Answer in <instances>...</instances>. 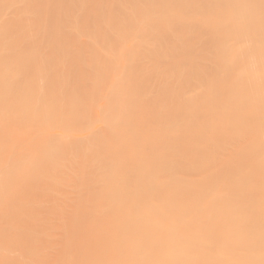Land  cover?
Masks as SVG:
<instances>
[{
    "label": "rangeland",
    "instance_id": "1",
    "mask_svg": "<svg viewBox=\"0 0 264 264\" xmlns=\"http://www.w3.org/2000/svg\"><path fill=\"white\" fill-rule=\"evenodd\" d=\"M126 1L128 0H0V91H1L0 92V98H1L0 99V148H1L0 151L3 153V154L0 153V164H1L0 165V264L1 263L6 264L4 261L8 259L7 253L11 252V249H14V250L12 251L13 254L12 253L8 254L9 255L8 261L10 262L12 258L16 257V259L13 261L15 262L17 261V264L18 262L19 264H21L20 262H22V264L23 263L25 264L26 262H29V261L31 262L33 259L36 260L35 257L37 255L38 256L40 255L39 252H41L42 256L40 257V259L42 260H44L45 258L49 256L47 255V257H45L46 254H49V253L51 255L53 254L55 250L53 246L55 245L54 241H56V239H53L54 243L50 241L52 240V236L56 235L57 233L56 238H59L60 234L64 232L67 227V221H68V224L76 221L72 219H74L73 214L75 215L77 214L74 213V210L72 209L69 210L70 207L68 206L75 205V204H70V203H73V202L76 203L79 197L77 194H80L81 190L84 191L86 189L84 188V183L86 182V179L87 181L89 180L91 181L92 179H95L98 176L99 171L93 170V169H97L98 168L97 165L99 166L104 162L103 161L100 164L94 163V162L98 163V161H100L101 159L100 156H102V154L99 152H102L106 144L110 145V146L108 145L106 146L107 148L109 147L108 149H110V151L113 150L111 149L113 147L112 146L113 144L111 143L112 137L117 138L118 135L115 137L114 135H116L115 132L118 131V130L116 131V128H119L118 124H115L114 122L118 123L120 121L119 122L120 129H121V126H123L122 124L124 123L123 122L124 120L125 121L128 120L127 124H130L131 126L134 121H136L135 123L138 124L140 128L142 127V124L148 126L147 125L148 121H146L145 117L147 118V115L149 114V112H150V115H151V112H153V108H151V111H150L151 104L156 102L155 105L157 106V109L160 108L161 105L165 103L166 97L165 99L164 98L160 99V98L166 95H169V94L172 95L169 97L167 96L169 100L166 99V101H168L169 103H172L173 107L170 106L171 104L168 105L169 103L167 102L168 104L166 103L167 105H165L166 106L165 108L167 109L163 107L164 105H162V108H164L166 112H168L167 114H165L166 117L167 115H171L169 114V113H172V111L170 110H173V113H172L173 116L171 115L170 117L168 116L169 118H165V117L164 118L171 120L172 119L171 117H173V119H175L174 121L171 120V124H168L170 125V129H171V125L173 124L172 126H174L173 127L174 129H171V130H174V131L173 132L169 131V128L166 129L165 127H167L168 125H164V126L162 125L164 124V122H166L165 119L163 120L162 118H161L162 123L161 124L159 123L160 120L158 122L160 125L155 121L156 123H154L152 127L156 125V128H158L157 125H159V129H160V126L162 125L164 130L166 129L168 133L169 132L175 133L174 136H177V134L181 133L182 130L186 131L187 130L186 128H188L190 133L189 132L186 133L185 131H183L185 135L181 133L179 136L180 138H182V140H183V137H185L186 140H188L189 142L186 141L185 138H184V141L179 139V137H178V140L176 137L175 139L173 138L174 141L177 140V143L178 141H181L178 143V145L181 148L184 147L182 149L179 148L181 149V151L178 150L177 151L178 153L180 154L181 152L184 153L185 152L184 149L187 150L185 146L189 147L185 153L187 154L189 153L190 155L189 160L191 164L188 167L180 166L182 170L179 168L181 171H183L184 168H185L184 170H186L187 168L188 171L185 172L184 176L189 175L188 176L189 178L191 175L192 177L190 178H195V180L198 178L197 181H200L199 183H201L202 178L201 180H199L200 175L202 177L205 174V172L207 175V172L210 174L211 172H214L211 170L218 169L214 167L216 165L214 164L215 163L214 161L216 159L212 157L209 158L212 161H210L207 164L208 168L206 169L205 172L202 169H201L202 171L200 170L201 172H199V168H201V166L203 168V165H200L197 163L192 165V161L194 159H197V161L195 160L196 162L201 161V163L202 162L205 163V161H207V160L202 161L201 159H199L198 161V158L200 156L199 157L197 156L199 155V151L195 150L196 146H197V149L199 146V150L200 148L202 151L204 149L208 150L207 151L208 153L210 150L209 146L212 147L213 145L217 144L219 142L218 139H220L221 143H218V145L216 146H217V149L218 147L221 148L220 150H221V154L223 158L224 156H226V158L231 159V161L233 162V159L234 158L236 159L235 157L236 155L239 157H242L239 159L237 157L238 161L233 162L235 165L234 167L237 166L235 163L239 164L243 162L241 159L246 160L245 165L248 162L249 169H253L254 166L259 167L258 165H253V167L252 166L249 167L250 164H252L251 162L252 159H254L256 163L258 164L264 163V113H263L264 111L262 110V106L264 108V104H263L264 103L263 102L264 101V0H140V1L135 0L136 2L132 1V6L130 8L126 5L129 4L130 6L131 0L128 1V4ZM252 1L258 2L261 7L259 6V8H257L258 6L256 7L252 3ZM52 2L54 5L52 4L51 6ZM124 2H126V4ZM137 2L138 4L136 6ZM49 4L51 8H49ZM134 5L136 6L135 8H134ZM234 8H236L235 11H233ZM159 11L161 14L159 13ZM234 13L236 14L234 15ZM9 16H11L12 18L11 21H9ZM5 17L7 18L6 21L3 20L5 19ZM8 36H9V39L11 37V41H8L9 40ZM16 38H17V41H16ZM161 39H163V41ZM159 41L160 42L162 41L161 44ZM11 46L14 47L13 48L14 50L12 49ZM161 46L162 47L164 46V49ZM1 47H5V48H1ZM17 49L19 50L17 51ZM31 49L33 53L30 51ZM162 49L164 50L163 52H162ZM34 51H35V54H34ZM29 52L31 55H29ZM180 55H183L185 59L183 58V56H180ZM179 57H182V58H179ZM14 58H16L17 61ZM185 60H188L189 62ZM127 61H129L130 63L131 61L132 63L133 61H135L133 63L134 68L130 67L131 70L129 68L131 72H132V69L138 70L137 69L138 66L137 67L135 66V64H138L137 62H141V63L143 62V64L139 63V66L145 65L144 63H146L147 66L145 65V68L147 72L151 71L150 69L149 70L147 69L148 64H149V68H152V66H154V68L152 69L153 71L151 72V74L148 72L149 74L147 73L146 78L148 77L149 79V76L151 77L152 73H153L152 77L155 75L158 77V73L160 72L159 70H161L159 74V76L161 75V77H158V78L156 77V79H154L155 77L154 78L151 77L150 79L152 80L151 82L149 80L150 82V84H148L149 86L145 85L149 83L147 79L143 80L146 74V71L143 69H142L143 71L140 70L141 69L140 67L139 68L140 71L134 70L133 74L130 73V71H128V66L126 65V64H129V63H126ZM155 63L158 64L157 65L158 68L156 67ZM124 64L126 65L125 66L126 68H124ZM130 65L132 66V64H129V66ZM122 66L124 69L121 68ZM161 66L162 67L166 66V68L167 67L168 68L165 69L164 67L162 68ZM155 69L158 70V73L156 74H155L156 72ZM123 71L124 73L126 72V74L130 73L133 78L130 77L129 75L128 77H130V79L132 78V81H135V83L137 80L142 79L141 83H143L144 81V85L142 84V86H139V85L137 86V84H134V82L132 83L134 85L128 84L129 87L137 86L135 90L133 87L131 89L132 91L130 92H129L130 88L124 89V87H128V86H124L121 88L120 86H122V84L121 85L117 84V82L118 80H120L119 77ZM141 71L142 72L145 71V72L138 73ZM134 74H137L136 77L139 74L141 76L142 75L144 76H142L143 78H141V76L139 75L140 79H138V77L137 78L134 77L135 76ZM164 76L168 79L166 78L162 79V77ZM128 77L126 75V78ZM124 78L125 77L122 78L120 83L124 82V80L126 79ZM160 79L164 82V84ZM127 82L123 84L126 85ZM157 82H158L157 85L154 84ZM138 84H140V82ZM151 86L154 87V91L156 90L155 91L156 93L159 92V95L158 93L157 94L154 93L153 88H151ZM163 87H165V89L167 87L168 88L164 91ZM151 89L153 92L151 91ZM158 89L160 90L162 89L161 93H163L162 95L164 96L160 95V91ZM133 90L134 92H136L135 94L136 96L137 94L138 96L140 94L141 95V97L139 96L140 98H142V96L145 97L143 98L145 99L144 103L146 104L143 103L142 105V102H141V105H140V102H137L139 99L137 100L133 99L134 102L136 101L137 106L133 104L134 102L132 103L128 102V99L130 101L131 97L132 96L134 97ZM166 91L167 92L171 91L172 94L169 92L168 94H166ZM118 96L119 98H117ZM2 97L4 98V100L2 99ZM158 100L160 102L163 100L162 101L163 103L160 104ZM171 100H173L174 103L176 101V103L178 102L179 104L175 103L176 105H174V103ZM159 104H160V107H159ZM126 105L130 109H128ZM153 105L154 104H152V107ZM155 105H154V109H155ZM177 105H179L178 110L180 111H177V108H178ZM168 106H170L171 108L170 110ZM181 109L182 110L186 109V110L181 112L182 111ZM137 110H138V114H143L142 116L139 115L140 118H136L135 116H134L135 118L133 117V115H136ZM163 111H160V113ZM157 112L159 114V110ZM122 113L124 117L126 116L125 117L126 119L122 116ZM152 114L153 116L149 117L151 118V120H153L152 119L153 117L158 118L156 113H155L156 115H154V113ZM161 115L164 116V114L161 113L160 117ZM175 115L176 116L178 115V116L174 118ZM139 116L137 115V117ZM137 119L141 120V122H139L141 123L140 125L139 123H137L138 122ZM151 120L149 119V124L151 123ZM106 121H107V124H106ZM144 121L145 123L146 122L147 123L144 124ZM108 122H110V124ZM112 122L113 124L116 125L115 126L116 128L112 126L111 124ZM169 122L167 121V123ZM136 124H134V126ZM107 125L111 126V127L109 126L111 128V129L109 128L110 130L115 128V132L113 131L114 133H111L110 131H108L109 129ZM125 126L127 127L126 123H125ZM125 126H123V128ZM131 126H130V130L131 128H134ZM148 127H150V129H146L147 127L145 128L143 126L145 131L144 129L142 130V128L140 129L139 127L138 129L144 132H148L149 130L152 131L153 129H155L154 127L151 130V126H148ZM181 127L183 129H181ZM163 128L161 129V131L162 133H165L163 134L164 136L167 134L165 132L166 130L163 131ZM124 129L126 131V128ZM178 129H179V132H178ZM122 130L118 132L120 133L124 132ZM127 130H129V127H127ZM133 130H135V128L132 129V131ZM150 131H149V135H151ZM161 131L159 133L157 129V132L159 133L158 135L161 134ZM127 132H125L124 135L120 134L121 135V136L119 135L120 138L125 139L126 138L125 135ZM140 132L139 133L137 132V133L141 136L142 133L140 134ZM154 132L156 131L154 130ZM97 134H99V139H100L99 142L98 141L92 142L90 138L92 139V136L94 137V135H97ZM136 134L134 136H138V134L137 135ZM146 134L143 133V136H142L143 138L138 137V139L141 138L140 140H144L143 142H145L146 139H149L150 137H154L153 133H152V136H149V137ZM156 134H155V138L159 139L160 136L157 137ZM88 135H92V136L89 137ZM105 135H106V139H108V143L107 141L105 142L106 139L104 141L102 139L103 138L102 136H104L105 138ZM110 135H113V136L111 137ZM144 135L146 137H144ZM171 135L172 137H174L173 134ZM186 135L187 136L189 135V137H186ZM163 136L161 135V140L159 141L163 140L162 139ZM88 137H89V141L86 140L82 144L80 143L81 141H84L85 138L88 139ZM129 137L131 138V136L128 135V138H127L128 141H130ZM134 138L136 139V137ZM134 138L133 139L131 138L132 143H135L136 141ZM109 139H110V144H109ZM213 139L217 141L215 142ZM76 140H78L77 142L80 143L82 147L84 148L83 151H82L83 148L80 149L81 146L78 143H76ZM192 140L193 141L195 140L196 142H193ZM120 141L121 143H124V141L122 140ZM74 142L76 143L77 148H74L76 146L74 145ZM86 142H89V144ZM97 142L102 145H103V142H105V145H103L104 147L99 145ZM114 142L117 143L116 141ZM146 142H149V140ZM84 143L87 145H84ZM91 143H94V145L92 144L93 149H92ZM132 143H129V144H132ZM139 143H141V141ZM182 143L185 146H183ZM194 143L196 144V146ZM69 144H71V146ZM118 144H119V141L116 144V146ZM146 144L149 145V143H146ZM121 145L118 146L119 148L116 147L117 150L120 149ZM124 145L123 147L125 148L122 147L123 151L121 148V152L126 151L124 149L130 146V145L128 146H124ZM99 146L100 148H95ZM34 147L38 151L42 150L41 152L43 153L47 152L46 154H43L45 155L44 158L42 157V159L40 158V160L39 158H37L39 157L37 156L39 154L37 153L36 155L35 152H38V151ZM87 147L90 148L89 151ZM140 147H142V145ZM144 147H145V143H144ZM215 147H212L211 149L214 151ZM52 148H57L60 151H58L57 149H54L55 151L54 150L52 151ZM94 148L96 149L97 153L94 152L95 151ZM129 148L127 149L129 151H126V152H129V153L131 151L132 153L135 152L133 151L134 147H132V150H130ZM74 149L75 150L79 149L80 151H74ZM97 149H99L100 151H98ZM134 149H136V151H139L138 147L137 148L135 147ZM147 149L148 148H146V151ZM24 150H27V152H25ZM32 150H34V152ZM44 150L45 151L47 150V151L44 152ZM90 150H93V151H90ZM141 150L145 152L144 151L145 148L143 149L141 148ZM206 150H204V152H206ZM212 150L210 152H212ZM220 150H217L219 154H220ZM51 151L53 152V154ZM105 151L103 152L104 155H105ZM114 151H112L110 154H112ZM195 151H197L198 153H196ZM31 152H33L32 155L34 154L33 155L35 156L34 158H37L38 160L33 159ZM65 152L68 155H64V156L61 155L60 157L59 154H64ZM70 152L73 155V157L70 154ZM86 152H89V154L91 155L89 154L87 155ZM214 152L212 153L214 154ZM218 152L216 153L218 154ZM231 153L234 156L233 159L231 158L232 157ZM54 154H56L57 157H55L56 155ZM76 154H79L78 155L79 157ZM83 154L84 156L85 155L88 156L89 161L93 160L96 157V155L98 156L96 157V159H99V160L94 161L95 160L94 159L93 160L94 162L92 161L94 164L93 166L94 168L92 167V165H89V162L86 161L88 160L86 156H85L86 159L82 158ZM113 154H115V152ZM201 154L202 153L200 152V155ZM26 155L29 160L26 158ZM43 155L41 154V156ZM46 155H48L49 157H46ZM52 155L55 158L51 157ZM106 155L105 157H107ZM65 156H67L68 158ZM69 156H70V159H69ZM75 156L78 159H76ZM129 156H131V159L133 158L132 154ZM50 157L52 159H50ZM64 157L67 158V160H65ZM71 157L73 158L72 160H71ZM111 157L112 156L108 157L107 160H109V158L111 159ZM202 157L204 158L205 156L201 155V158ZM45 158H47V161H45L46 160ZM56 158L58 160H56L55 162L54 159ZM131 159H129L130 163H131ZM249 159H250V163H249ZM16 160H18L19 162H17ZM32 160H35L38 163H40L41 161V163L40 164L34 163L32 162ZM28 161L29 163L32 162L33 166L29 165V163H26ZM65 161L71 162L73 168L69 162H67L69 166H66L67 164H65L66 163ZM42 162H44L43 163L44 166L41 165ZM46 162H49V164ZM232 162H230V164H232ZM133 163H135V161ZM37 164L38 166H36ZM55 164L56 165L58 164L60 166L57 165L58 166L57 167L55 166ZM86 164L88 165L85 166ZM243 164L244 163L239 164V165L241 166ZM17 165H20V166H17ZM23 165H25L26 167ZM47 165L49 167H47ZM77 165L79 166L77 167ZM245 165H244V168H245ZM28 166L31 168H29ZM75 166H76V169H75ZM134 166L135 165H133V167ZM68 167H69V170H68ZM104 167L103 168L99 167V170L101 169L100 171L102 172L108 169V168L104 169ZM49 168H51V170ZM53 168L55 171H53ZM70 168H72V170H70ZM241 168L242 167L234 168V169L238 170ZM262 168H264V165L262 166ZM27 169L29 171H32L31 180L32 179L34 180L36 178L35 179L36 182L32 180L35 183V184L33 183L34 187H32L31 180L29 179L30 177L29 175H27L30 173L29 171H27ZM47 169L49 172L47 171ZM223 169H225L223 172L227 171L226 173L229 174L227 168H223ZM254 169L256 168L254 167ZM36 170L40 171V173L38 171L36 172ZM129 170L133 172L132 171L133 169L131 170V167L129 168ZM221 170L222 169H219V172ZM230 170H233V169H230ZM235 170L233 171L235 172ZM245 170L248 171V169H245ZM257 170H255L254 173H253V170L250 171V174L248 171L249 177L251 175V177H253L254 179L248 180L249 178L246 177L247 181H250V183L251 181L255 183L254 182L255 176H253L255 174H256V179L258 178L259 174H262L260 175L262 176L260 180L264 178V169H263V173L261 170L259 172V168ZM33 171L38 175V176L35 175L37 176L35 178H34V174H32ZM52 171L54 174L52 173ZM109 171H111L110 172L111 174L114 173L112 172L113 170H109ZM239 171L236 173L237 175L244 174L243 171H241L242 173H240ZM247 171H246V174L242 176L247 175ZM58 172L62 174L60 175ZM101 172H100V175L101 174L103 175V173ZM216 172H217L216 174L218 175V171ZM223 172H220V173H223ZM24 173L26 175H24ZM105 173L106 172H104V175H103L104 177H105ZM107 173L109 174L108 171ZM40 174H42V176ZM57 174L59 176H57ZM128 174L130 175L129 172ZM236 174H230V175H232V177L234 176L235 178ZM54 175L56 176L55 178H54ZM210 175H207V176H210ZM230 175L227 176V174L224 173L222 178L224 177L226 179L230 178L231 177ZM239 175H238V178L242 177ZM57 177H59V179H57ZM62 177H63V184L61 182ZM224 179H219V180L223 182L222 180ZM230 179L232 180V178ZM240 179L241 178H239L238 181L236 179H234L235 181L234 180L232 181L234 185L237 184L236 185L237 188L232 187L233 186L232 184L231 186L227 185L230 187L229 189H232V188H233L232 190L235 189L234 191H232L234 193L235 191L238 192L240 190L239 194L237 192H236L237 195H235L236 193L234 194L235 196L232 195V192L230 190L228 191V192H231V194L230 193L229 194L232 196V198L234 197L233 200L231 197H230L231 200L230 198L228 199L229 196L227 193L225 194L222 193L224 192L222 189L223 186L219 187L220 188L219 190L221 191L222 189V192L219 193L218 191V194H221V195L223 194L225 196H228L226 197L227 199L223 196V199L226 200L225 201L226 205H227V201L229 205L231 204V201L233 203L230 206L227 205L228 207L226 205L221 207L220 205L225 204L224 201L222 200L223 202L222 201L218 202V200H215L219 204L218 206H216V209L219 207H221L220 209H222L224 207L225 210L224 208L223 210L228 211L229 209L228 212L230 213V216L232 217H233L232 215L233 213L235 214V218L237 219L239 217L240 219L241 217H243V219H245L246 217L247 218L250 217L249 219L252 218V220L249 221V225H248V222L247 223L246 221L243 222L247 224V227H246L244 225H241L242 223H240L243 221V219L241 220L238 219L240 222L237 220L236 223H240V224L236 225L235 223H232L233 222V220L231 219L232 217L230 216H228V218L225 217L227 221L228 219L231 220V222L230 221L226 222L228 225L232 223L233 226L236 225L238 227V225H240L244 227L242 230L235 226L238 229V231H236L238 232L237 236L239 234L241 235L240 238H238V240L240 239L239 240L240 243H242L245 240V239L243 240L244 236L246 237V246H244L245 244L242 246L243 243L240 244L237 238H235L234 236L233 237L235 239L233 238L231 239L230 234H229L228 236L229 243L225 246L226 247L225 249H227V253L225 251L223 253L227 255V258H228V255H229L228 252L230 253L231 251L230 249L232 248V245L234 244V242H236V244H238L239 247L242 246L244 250L247 249V251L245 250L246 251L245 254H247V258L249 259L248 255L250 253H247V252H252L254 250L252 246H250V244L251 245L254 244L253 245L254 247L255 244H257L256 246H258L262 242V244L259 245L261 248V249L259 248L260 254L257 251V253L261 255L262 257V254L264 255V251H262L264 247L263 246L264 244V209L263 208L264 207H262L264 206V193L262 194L261 192H263L264 190L259 192L260 191L258 190L259 187L257 188L255 186H252V188L250 187L249 189L252 190L254 188H257L256 191L258 190L260 195H258V192L253 190L254 192H256L254 193L248 189L249 191L245 192V194L248 193V195L252 194V197L254 195L255 196L253 197V200H252L249 198L250 195L248 196L246 194V196L248 197L245 198L244 197L245 194L243 193L245 191L244 190L245 187L242 188L243 186L242 184L244 183V186H247V184L245 185V183L247 182H243V179H242L241 182L243 183H240L239 182ZM66 180L68 181L69 185L66 182ZM263 180L262 182H260V184L264 182ZM191 181H190V184H191ZM236 181L237 183H234ZM27 182L28 184H26ZM226 182L227 181L225 180L223 183H226ZM230 182L231 181H229V183ZM58 183H60L62 187H60ZM216 183L220 184V182H216ZM250 183L248 185L252 184ZM258 183L259 182L256 181V184L254 185L259 186ZM56 184L58 186H56ZM201 184H202L201 189L203 190L204 188L205 194H203L201 190L199 191L198 188L196 189L195 193L199 191L202 193V195H206L207 192L205 191L206 190L208 191V189H211L212 187H208L207 189L206 186L208 183L204 185L205 187L203 186V183ZM212 184L211 185L208 184V186L216 185V184H213V185ZM218 184L217 186H219ZM23 185H24V188H23ZM217 186L216 187L214 186L215 190L216 189L218 190ZM198 187L200 188V185ZM72 188L73 189L76 188L77 191L73 190ZM225 188L227 189V187ZM262 188L260 186V189ZM21 190H24V192H26L24 193L25 195H23V193L21 194ZM68 193L71 198L68 196ZM180 193L183 194V192H180ZM201 193H198L196 195L198 197L200 196L202 197ZM73 194L77 195V196L75 195L76 199L74 198ZM185 195L184 197L190 200L187 196L188 194H185ZM191 196L194 199L197 198V196L193 197V194ZM242 196L244 199L242 198ZM140 197L138 198L140 199ZM184 197L182 196V198ZM238 197L241 198L242 200H240ZM256 197L260 199L261 203L259 199H257ZM182 198L180 199L181 201H182ZM38 199L40 201H38ZM220 199L222 198H219V200ZM245 199L246 200L249 199L250 201L252 200L253 202L252 201L249 202L248 200L244 202L245 204H243V201H245ZM65 200H68V201H65ZM184 200L185 199H183L182 203L184 202V204H186L187 203L186 201L188 200L186 201ZM60 201L64 202L66 205L64 204L63 206H60L59 205ZM139 202H141V200H139ZM139 202L137 201V205L139 206L140 204L143 205V203H139ZM247 202H249V204H247ZM217 203H215V205H217ZM213 204H212V209L215 207ZM153 207L155 208V206ZM12 208H14V210ZM19 209L20 211H18ZM50 209L53 213L52 212L49 213L50 211L48 210ZM62 209L65 210L66 212L64 213ZM43 210H45L47 214L45 213V216L39 215V213L41 212L44 213ZM154 210L155 209H153V211ZM67 211L70 213L67 214L68 213ZM55 212H60V213L62 212V213L60 215L59 213L57 214ZM72 212L73 214L70 215ZM173 212L171 213L172 216H174L176 212H178V210L176 209ZM48 213H49V217H48ZM63 213L66 216H64ZM229 213L227 215H229ZM250 213L252 215H250ZM192 214H194V212H192ZM200 214H198L197 216L198 218H200V220H198L197 217L195 218L198 220V224L202 223L201 225L203 224L205 225L204 218H206V220L209 218H210L209 220L212 219L211 222L206 221L207 222L206 224H209V223L210 224L205 225V226L203 225V227H206V226L214 227L213 224H216L217 222L218 224L216 225H219L218 220L216 223L214 220V223H213V219L215 218H212L213 216H210L208 213L205 214L207 217H205L204 214L203 215L201 214L204 217V218L202 217L203 221H201V217H199ZM158 215H159V212H158ZM208 215L210 216L209 218H208ZM41 216H42V219H46L44 220L45 223L42 219H39ZM47 217L51 219H48ZM89 217L93 218L94 216L90 215ZM175 217L178 218L177 214L176 216H174V218ZM37 218L38 220L43 221L42 224H40L41 222L37 223L38 222V220L36 221ZM52 218L54 220H52ZM65 218L67 220H65ZM131 218L133 220L136 219V217H131ZM191 218L192 217H190V219ZM225 218L224 217L221 218V221L223 219L225 220ZM70 219H71V222L69 223ZM127 220H129V218ZM224 220L222 221L223 224H225ZM34 221H36L35 222L36 224H34ZM123 221H125V219ZM48 222L49 224L47 225ZM133 222L134 221L131 220V223L127 224L129 223L127 221L126 225L130 226L132 225ZM32 224L35 225L36 227L31 226ZM122 224H119L121 228L120 230H122V228L123 229L128 228V226L126 227L125 224L122 227ZM227 224L226 226L224 225L226 227V231L223 230L225 233H228L227 228L230 227V225L228 226ZM201 225H198V226L201 227ZM69 226H71V224ZM196 227L195 229L197 230L199 227L198 228ZM213 227L212 229L211 228L210 229L212 230V233H215L213 230L217 231V227L216 229H213ZM49 228L52 230H50ZM129 228H131V226ZM207 228L208 227L204 229L207 230ZM245 228H248V229L245 230ZM48 230H50L51 233L54 232L53 235L49 234L50 231L48 232L50 236L47 235ZM201 230L200 232L206 231V230H202V231ZM207 231L210 232V230H207ZM230 232L231 231H229V233ZM212 233L211 235H207V237L209 236L211 237L215 235ZM219 233H220V230H218V234ZM225 233L221 232L220 236L222 235V237L227 240V238H225L226 237ZM232 233L233 232H231V236H232ZM85 234L88 235V232H86ZM204 234L205 232L203 233V235ZM223 234H225L224 235L225 237L223 236ZM235 234L236 233H234V235ZM216 236H217L216 240L218 243L220 236L215 235V238ZM203 237L204 236H202L201 239L204 241ZM210 237L209 239L211 240ZM215 238H212V239H215ZM222 239H220L219 242ZM224 239L222 240L223 242H224ZM247 239L251 241L249 242ZM206 240L208 241V238H206ZM19 241L21 243H19ZM23 241L25 242V246H23L24 245ZM26 241H27V244H26ZM213 241H208V242H212L211 244L213 246L215 243V242L213 243ZM217 243L215 244L217 245ZM51 244H52V247H51ZM220 244L221 243H219V245ZM202 245L201 247L203 251L207 250L209 252L211 250L210 254L212 253L214 254L215 252H217V254L220 253L219 255H222L221 252L224 250V247H223L222 248L223 250L221 252H218L217 249L220 246L215 247L216 245L213 247L217 249H210L212 247L210 246V244H209L210 247L208 246L209 248L208 250L207 248L204 249V246ZM249 247L252 248L253 250L248 251ZM48 248H50V250H52L53 248L54 249L52 251L50 250L48 251L47 250ZM235 248L233 249V252L236 251L237 253L236 249L238 247L236 249ZM220 250L221 248L219 249V251ZM244 250L242 251L245 252ZM205 251L202 253H205ZM88 252L89 251L86 249L84 250L79 249L77 251V254L88 256V254H91V251L90 253ZM207 253H205V255ZM239 253H240V250H239ZM239 253L237 254V256H239ZM34 254L36 256L33 258L32 256ZM57 254L59 255V253ZM217 254L215 253V255ZM243 254L244 253L241 254V257ZM43 255H44V259L42 258ZM230 255L232 256V252L230 253ZM234 255H233V258L236 259L237 257L235 258ZM254 255L252 254V257H255L256 259L258 255L256 256ZM207 256L209 258V255ZM5 257L6 259H4ZM29 257L31 259H29ZM210 257L212 258V256ZM219 257L222 258L221 256ZM224 257L221 259V261L225 260L226 257L225 258ZM203 258H205V256ZM258 258L261 259L260 257ZM233 260L229 259V262L230 261L233 262ZM244 260L245 258L241 261V264L245 262ZM251 260L252 259L246 260V264L248 263V261L250 262ZM8 261H6L7 264H8ZM40 261H38V264L40 263ZM217 261L218 263H222V262H219V260ZM67 262L68 264H70L69 261ZM256 262L257 261L255 260V262L248 263V264H257ZM34 263L36 264L37 262L35 261ZM42 263L47 264V262H42ZM226 263L228 264L227 261ZM226 263L224 262V264ZM28 264H31V263H28ZM213 264H215V262ZM259 264H262V262H260Z\"/></svg>",
    "mask_w": 264,
    "mask_h": 264
},
{
    "label": "bare ground",
    "instance_id": "2",
    "mask_svg": "<svg viewBox=\"0 0 264 264\" xmlns=\"http://www.w3.org/2000/svg\"><path fill=\"white\" fill-rule=\"evenodd\" d=\"M128 1H130V0H128ZM128 1H126L127 2V4H128ZM132 1L133 2H136L135 0H131V4H130V6H129V4L128 5H126V6H128L129 8L132 6ZM138 1H140V0H138ZM126 2H124L125 4H126ZM124 3H123V5H124ZM252 3L257 7V8H259V3L258 2H256V1H252ZM52 4H53V2L51 3V6H52ZM134 4V3H133ZM137 4H138V2L136 3V6H137ZM54 5V4H53ZM56 5V4H55ZM237 5H239V4H237ZM51 6H50V4H49V8H51ZM125 6V7H126ZM135 5H134V8L136 7ZM261 7V6H260ZM54 9V8H53ZM52 9V10H53ZM236 10V8H234V10L233 11H235ZM238 10V9H237ZM237 12V11H236ZM159 13H160V11H159ZM161 14V13H160ZM236 13H234V15H235ZM8 17V16H7ZM160 17V16H159ZM172 18V17H171ZM174 18V17H173ZM6 17H5V19H3V20H5L6 21ZM11 16H9V21H11ZM4 21V22H5ZM130 22V21H129ZM131 23V22H130ZM5 24H7V23H5ZM45 24V23H44ZM9 25V24H8ZM34 25V24H33ZM169 25V24H168ZM11 26V25H10ZM30 26V25H29ZM166 26V25H165ZM169 27V26H168ZM165 28H167V27H165ZM32 30V29H31ZM13 33V32H12ZM159 34V33H158ZM24 35V34H23ZM6 36V35H5ZM13 36V35H12ZM26 36V35H25ZM15 37V36H14ZM14 37H12V38H14ZM18 37V36H17ZM3 38H4V36H3ZM7 38V37H6ZM5 38V39H6ZM4 39V40H5ZM8 39H9V36H8ZM159 39V38H158ZM153 40H154V38H153ZM162 41H163V39H161ZM3 41V40H2ZM8 41H11V37H10V39L8 40ZM16 41H17V38H16ZM21 41V40H20ZM161 41V42H162ZM29 42V41H28ZM160 42V41H159ZM161 42H160V44H161ZM2 43V42H1ZM7 44H8V42H7ZM6 44V45H7ZM14 44V43H13ZM16 44V43H15ZM2 45V44H1ZM10 45V44H9ZM20 45V44H19ZM29 45V44H28ZM16 46V45H15ZM10 47V46H9ZM8 47V48H9ZM12 47V46H11ZM162 47V46H161ZM1 48H5V47H1ZM7 48V47H6ZM14 47H12V49H13ZM163 49H164V46L162 47ZM16 49V48H15ZM162 49V52L164 51ZM14 50V49H13ZM19 49H17V51H18ZM32 53H33V51H32V49L30 50ZM11 52V51H10ZM14 53V52H13ZM34 54H35V51H34ZM21 55V54H20ZM29 55H31L30 54V52H29ZM28 55V56H29ZM16 56V55H15ZM24 56V55H23ZM180 56H183V55H180ZM20 57V56H19ZM179 58H182V57H179ZM183 58H184V56H183ZM13 59V58H12ZM15 60H16V58H14ZM185 59V58H184ZM19 60V59H18ZM177 60V59H176ZM181 60H183V59H181ZM17 61V60H16ZM148 61H150V60H148ZM147 61V62H148ZM179 61H180V59H179ZM185 61H187V62H189L188 60H185ZM18 62H20V61H18ZM135 61H133V63H134ZM24 63V62H23ZM126 63H129V64H132V66L130 65L129 66V64H126ZM125 64L128 66V71H130L131 70V68L130 67H132V68H134V66H133V63H132V61H131V63L129 62V61H127ZM138 64H135V66L137 67V69L138 70H136V69H134V70H136V71H140V70H145L146 71V74H145V76L144 75H142V76H144V78L141 76V78H143V80L144 79H147V81L149 82V80H150V82H151V80L152 79H150L151 77H152V75H153V73H152V75H151V77L149 76V79H148V77L146 78V75H147V73L149 72L150 74H151V72L153 71L152 69L154 68V66H152V68H149V64H148V70L150 69L151 71H148L147 72V70H146V68H145V65H146V63H144L145 65H140L139 66V63H141V62H137ZM149 63H151V62H149ZM124 64V68H126L125 65ZM141 64H143V62L141 63ZM152 64H154V63H152ZM159 64H160V62H159ZM169 64H171V63H169ZM168 64V65H169ZM24 65V64H23ZM155 65H156V67L158 68V64L157 63H155ZM15 66V65H14ZM147 66V65H146ZM170 66V65H169ZM173 66V65H172ZM141 67V69L139 70V68ZM162 67V66H161ZM164 67V66H163ZM162 67V68H163ZM174 67V66H173ZM20 68V67H19ZM121 68H123V66L121 67ZM123 68V69H124ZM129 68H130V70H129ZM160 68V67H159ZM165 69H167L166 68V66L164 67ZM171 68V67H170ZM18 69V68H17ZM133 69H132V72L130 71V73H132L133 74V71H134ZM142 70V71H143ZM156 70V69H155ZM125 71V70H124ZM124 71L120 74V80H118V82H117V84H122V86H120L121 88L122 87H124V86H128V87H124V89L126 88V89H129V92L130 91H132L131 89L134 87V90L136 89V87L139 85V86H142V84L144 85V81H143V83H141L142 81V79H140V76L138 75L137 77H138V79H140V80H137L136 81V83H135V81H132V75L130 74V73H128V74H126V72L124 73ZM127 71V72H128ZM138 72V73H144V72ZM160 72H161V70H159ZM164 71V70H163ZM168 71V70H167ZM170 71V70H169ZM160 72L158 73V70H156V72H155V74L156 73H158V77H161V75L159 76V74H160ZM137 73V74H138ZM148 73V74H149ZM163 73V72H162ZM165 73V72H164ZM127 75V77H128V75L130 76V77H132L131 79H130V77H128V78H126V75ZM137 74H134L135 76V78H137L136 77V75ZM122 75H123V77H125L124 79L126 80H124V82L123 83H125V82H127L126 83V85H124L123 83H120V81L122 80ZM166 76V75H165ZM162 77V79H164V78H166V77ZM155 77V78H154ZM156 75L155 76H153L152 78H154V79H156ZM157 77V78H158ZM129 79V80H128ZM166 79H168V78H166ZM24 80V79H23ZM135 80V79H134ZM158 80V79H157ZM156 80V81H157ZM161 80V79H160ZM26 81V80H25ZM132 81V82H131ZM140 82V84H138L139 82ZM159 81V80H158ZM162 81V80H161ZM160 81V82H161ZM129 82H131V83H129ZM134 82V84H137V86L135 87V86H131V87H129V85L130 84H132ZM146 82V81H145ZM150 82L149 83H147V84H145V85H148V84H150ZM163 82V81H162ZM25 83V82H24ZM23 83V84H24ZM166 83V82H165ZM129 84V85H128ZM134 84H132V85H134ZM154 84H158V82L157 83H154ZM163 84H164V82H163ZM22 85V84H21ZM162 85V84H161ZM149 86V85H148ZM153 86V85H152ZM151 86V88H153V91H154V87H155V85H154V87H152ZM159 86V85H158ZM167 86V85H166ZM165 86V87H166ZM26 87V86H25ZM147 87V86H146ZM160 87V86H159ZM165 87H163L164 89V91L168 88H166L165 89ZM148 88V87H147ZM156 88H158V87H156ZM170 88V87H169ZM139 89V88H138ZM5 90V89H4ZM134 90H133V92H134ZM150 90V89H149ZM159 91H160V95H162L163 93H161V90L160 89H158ZM7 91V90H6ZM5 91V92H6ZM151 91H152V89H151ZM152 91V92H153ZM156 91V90H155ZM154 91V93H156ZM174 91V90H173ZM1 92V91H0ZM132 92V93H133ZM144 92V91H143ZM163 92V91H162ZM169 92V91H168ZM168 92L166 91V94H168ZM25 93V92H24ZM158 93V95H159V92H157ZM156 93V94H157ZM169 93H171L172 94V92L170 91ZM173 93H175V92H173ZM136 94V92H134V97L132 96L131 97V99H130V101H129V99H128V102L130 103H132V102H134V100H137V99H139L137 102H140V105H141V102H142V105H143V103H144V101H145V97L144 96H142V98H143V100H142V98H140L141 97V95L139 94V96H138V94H137V96L135 95ZM165 94V95H166ZM178 94V93H177ZM24 95V94H23ZM153 95V94H152ZM157 95V96H158ZM31 96V95H30ZM154 96V95H153ZM162 96H164V95H162ZM169 96H172V95H166V96H164V97H162V98H160V99H165V97H166V99H168L169 100V98L168 97ZM175 96V95H174ZM178 96H180V95H178ZM5 97V96H4ZM138 97V98H137ZM155 97H156V95H155ZM159 97V96H158ZM9 98V97H8ZM117 98H119V96L117 97ZM150 98V97H149ZM1 99V98H0ZM2 99L4 100V98L2 97ZM7 99V98H6ZM134 99V100H133ZM156 99H158V98H156ZM166 99H165V103H163L162 101L160 102L159 100V103L161 104V103H163L162 105H164L163 107L165 108L166 106L165 105H167L169 102L168 101H166ZM112 100V99H111ZM119 100V99H118ZM125 100H126V98H125ZM141 100V101H140ZM150 100V99H149ZM174 100V99H173ZM173 100H171L173 103H174V101ZM181 100V99H180ZM2 101V100H1ZM158 101H157V103H158ZM147 102V101H146ZM168 102V103H167ZM264 102V101H263ZM148 103V102H147ZM155 103L156 102H154V103H152V104H154L155 105ZM167 103V104H166ZM175 103H176V101H175ZM174 103V105H176V104H179L178 102L175 104ZM2 104V103H1ZM5 104V103H4ZM122 104V103H121ZM120 104V105H121ZM134 105H136V101L133 103ZM144 104H146V103H144ZM152 104H151V107H150V111H151V108H153V112H151V115H150V112H149V114L147 115V118H148V120H147V118L145 117V119H146V121H148V123H147V125L148 126H151V130L155 127V129H153L152 131H150L151 133V135H149V131L148 132H144L145 131V129L143 128V126L146 128V129H150V127H148V126H146V125H143L142 124V130L144 129V131H142V130H140L141 128H140V126H138V124H136L135 122L136 121H134L133 122V124H132V126L130 125V124H127V122H128V120L127 121H123L124 123L122 124L123 126H125V123H126V125H127V127H129V130H130V126L131 127H134L135 128V130H133L132 131V129H134V128H131V132L129 131V130H127V127L125 126L124 128H126V131H125V129L123 128V126H121V129H120V125H119V122L117 123V122H114L115 124H118V127L119 128H116L115 126V124H113V122L111 123L112 124V126L113 127H115L116 128V131L118 130V131H121L122 129H124V130H122V131H124V132H115V128H113L112 130H110L111 128V126L110 125H107L108 126V131H110L111 133H116V135H114V137L115 136H117V138L115 137V138H113L112 136L113 135H110L111 137H112V148L111 149H113L112 151H114V150H116L117 151V153H116V151H114L115 152V154H110L112 151H110V149H108L106 146L108 145V144H106L105 145V142L107 141V143H108V139H106V135H105V138H104V136H102L103 138V141L105 140V142H103V145H105V148L107 149H105V148H103L104 146L102 145V144H99L98 142H99V134H97V135H94V137L92 136V135H88L89 137L90 136H92V139L90 138V140L92 141V142H95V141H98L97 143L99 144V145H101V146H103V147H101V148H103V150H102V152H99V153H101L102 154V156H100V154H99V156L101 157V159H100V161H98V163H96V162H94V161H96V160H99V159H96V157H98L97 155H96V157L93 159V160H91V161H89V159H88V154H89V152H86V154L87 155H85L86 157H87V159L88 160H86L87 162H89V165H92V167L94 166V164H93V162L95 163V164H100L101 162H103L101 165H97V169H93V170H98L99 171V173H98V176L95 178V179H92L91 181L89 180V181H87V179H86V182L85 181H83V182H85L84 183V188H86L84 191H82L81 189H82V187H81V189H79V190H81V192H80V194H77L79 197H78V200L76 201V203H70V204H75V205H73V206H71V205H67L68 207H70L69 208V210H74V213H76L77 215H75V214H73V212L70 214V215H72L73 214V218L74 219H72V220H76L75 222H71V219L69 220V223L71 224V226H69L70 224H68V221H67V227H66V229H65V231L64 232H62L61 234H60V237L59 238H56L57 237V233H56V235H53V233L54 232H52L51 233V231L50 230H52V229H50V230H48L47 231V235H49V234H51V235H53L52 236V240H50V241H54L53 239H56V241H54L53 243L55 244H53L54 246V248H55V250H54V252H56V253H54L53 252V254L51 255L48 251L50 250V248H48L47 250V252L49 253V254H46V256L45 257H47V255H49L47 258H45L44 259V255H43V259L44 260H42V259H40V257L42 256L41 255V252H39V256L37 257L35 254L32 256L33 258L35 257L36 258V260L35 259H33L31 262L29 261V262H26L27 264L28 263H31V264H35L34 262L36 261L37 263L36 264H38V261H40V260H42V261H40V263L41 264H43L42 262H47V264H68V262L67 261H69V263L70 264H213L214 262H215V264H224V262L226 263V261L228 262V264H234V263H236V264H239V262H240V264H241V261L245 258V262L243 263V264H246V260H250V259H252L250 262L248 261V263H253V262H255V260L257 261L256 263L257 264H259L260 262H262V264H264V261H262V260H264V255L262 254V257H261V255H259L260 254V246L259 245H261L262 244V242L258 245V246H256L257 244H255V248L253 247V245L254 244H250V246H252V248L254 249H252V248H248V251H252V252H247V253H250L249 255H248V257H249V259L247 258V254H245L246 253V251H247V249H245L244 250V248H242V246L244 245V246H246V237L244 236V238L243 237H241V238H243V244L242 243H240V239L238 240V238H240V234L237 236V233L238 232H236V231H238V229L237 228H239V229H242L243 230V226H240V225H238V227L236 226L237 224H240V223H242L241 225H244V226H246L247 227V222H248V225H249V221H251L252 220V218L251 219H249V218H247L246 216H244V217H246L245 219H243V217H241V219H243V221L242 222H240L239 220H241L240 219V217L237 219V218H235V214H233L232 213V215H233V217H234V219H233V217L232 216H230V213L228 212L229 211V209L228 208H226V209H228V211L226 210V211H224L225 210V208H224V210H223V208L222 209H220L222 206H225L226 205V200L225 199H223V196L226 198V197H228V199L231 197L232 198V196L230 195L231 194V192L232 191H234V190H232V189H229L230 187L229 186H231V184L233 185L232 187H236L237 188V184L236 185H234L233 184V180L234 179H236L237 181H238V179L239 178H241L240 180H239V182L240 183H243V182H247V183H245V185L247 184V186H244V183L242 184L243 186H242V188L243 187H245V191L243 192L244 194H245V192H248L249 190L251 191V192H254V191H256V189L258 188V190H260L259 192H261V191H263L264 190V182L263 183H261L260 184V182H262V180L264 179V178H262V180H260V178L262 177V176H260V175H262V174H259V176H258V180L256 179V174L255 175H253V176H255V183H253L252 181H251V183H250V181H247V178H249L248 180H252V179H254L253 177H251V175H250V177H249V174H250V171H252L253 170V173H254V171L255 170H257L258 168H259V172H260V170L262 171V173H263V169L264 168H262V166L264 165V163L263 164H258V163H256V161L254 160V159H252L251 160V162H252V164H250V166L249 167H253V165H258L259 167H256V166H254L256 169H254V167H253V169H249L248 168V162H247V164L245 165V163H246V160L245 159H241L243 162L242 163H244L243 165H239V164H242V163H235L237 166L236 167H234L235 165H234V163L233 162H237L238 161V159L239 158H242V157H239V156H235L236 157V159L234 158V156H233V154H232V159H233V162L231 161V159H229V158H226V156H224V158H223V156H222V154H221V148L220 147H218V149H217V146L216 145H218V143H221V141H220V139H218V143L217 144H215V145H213L212 147H215V149H214V151H216V152H218L217 150H220V154H219V152H218V154L216 153V152H214L211 148V146H209L210 148V150H209V152L207 153V151L208 150H206V149H204V148H202V149H204V150H206V152H204V150L202 151L201 150V148H200V150H199V146H198V149H197V146H196V144H195V146H196V148H195V150H197V151H199V155H197L196 153H198L197 151H195L194 153L199 157L198 158V161H199V159H201L202 161L203 160H207V161H205V163L204 162H202L201 163V161L200 162H196L197 161V159H194L193 161H192V165H194V164H200V165H203V168H202V166H201V168H199V172H201L202 170L205 172L206 171V169L208 168L207 167V164L210 162V161H212V160H210L209 158H214V159H216L214 162V164H216L214 167H216V168H218V169H215V170H211V171H214L215 172V174H214V172H211L210 174L207 172V175H210V176H207L206 175V172H205V174L201 177V175H200V178H199V180H201V178H202V182L201 183H203V186L205 185V184H212L213 182H215V183H213V184H216V185H214L215 187L217 186V184L218 183H216V182H220V184H218L219 186H217L218 187V190L216 189L215 190V188H214V186H208V184H207V189H208V187H212L211 189H208V191L206 190L205 192H207V194L206 195H202V193L201 192H199L200 190L203 192V194H205L204 193V188H203V190L201 189V183H199L200 181H197V179L195 180V178H190V177H192L191 175H190V179L188 178V176L189 175H186V176H184L185 175V172H187L188 170H187V168H186V170H184L183 169V171H181L182 169L180 168V166H183V167H188L190 164H191V162H190V160H189V153L187 154V153H185L187 150H188V148L189 147H187V146H185V145H183V143H182V145L183 146H185L186 148H187V150L186 149H184L185 150V152L183 153V152H181V154L180 153H178L177 151L179 150V151H181V149L182 148H184V147H180L179 145H178V143L179 142H181V141H178V143H177V140H178V137H179V139H181L182 140V138H180V134L181 133H183L184 135H185V133L183 132V131H185V130H182L181 131V133H179V134H177V132H176V134H177V136H174L175 135V133H168V131L166 130V129H168L169 128V131H174V130H171V129H174L173 127L174 126H172L171 125V129H170V125H168V124H171V120L172 121H174L175 119H173V117H171L172 119L171 120H169V119H165V118H169L171 115H172V113H173V110H170L171 108H170V106L171 107H173L172 105V103H169L168 105H170V106H168V108H169V110L170 111H172V113H169V114H171V115H167V117L165 116V114H167L168 112H166V110L165 109H167V108H162V105H161V107H160V104H159V107L160 108H158L157 109V106L155 105V109H154V105H153V107H152ZM264 104V103H263ZM262 104V105H263ZM127 105H129V104H127ZM126 105V107H128ZM131 105V104H130ZM158 105V104H157ZM115 106H116V104H115ZM137 106V105H136ZM135 106V107H136ZM178 106V108H177V111H180V110H178L179 109V105H177ZM118 107V106H117ZM132 107H133V105H132ZM139 107V106H138ZM181 107H182V105H181ZM187 107V106H186ZM114 108V107H113ZM120 109V108H119ZM128 109H130L129 107H128ZM135 109V108H134ZM141 109V108H140ZM161 109V110H160ZM172 109H174V108H172ZM118 110V109H117ZM156 110V111H155ZM159 110V114H158V111ZM164 110V111H163ZM168 110V111H169ZM182 110V109H181ZM186 109H184V110H182L181 112H183V111H185ZM261 110V109H260ZM262 110L264 111V108H263V106H262ZM114 111V110H113ZM160 111H163V112H161L162 114H164V116H162L161 115V117H160ZM128 112V111H127ZM131 112V111H130ZM136 112V111H135ZM165 112V113H164ZM125 113V112H124ZM140 113V112H139ZM152 113H154V115H156L157 114V116H158V118H155V117H153L152 119L154 120H151V118H149L150 116L152 117L153 116V114ZM156 113V114H155ZM178 113V112H177ZM264 113V112H263ZM262 113V114H263ZM261 114V113H260ZM127 115H129V114H127ZM133 115V114H132ZM137 115L139 116V115H143V114H138V110H137V113H136V115H133V117L135 116L136 118H140V116L139 117H137ZM184 115V114H183ZM122 116H123V113H122ZM169 116V117H168ZM173 116V115H172ZM178 116V115H177ZM176 115L174 116V118L175 117H177ZM124 117V116H123ZM126 117V116H125ZM124 117V118H125ZM134 117V118H135ZM159 117H160V119H159ZM165 117V118H164ZM132 118V117H131ZM161 118L164 120L165 119V121L166 122H164V124H162L163 126L164 125H168L167 127H165L166 129V131L164 130V128H163V126L161 125L160 126V129H159V125L162 123V120H161ZM183 118V117H182ZM126 119V118H125ZM128 119H129V117H128ZM145 119H143V120H145ZM149 119L151 120V123L149 124ZM157 119V120H156ZM117 120V119H116ZM135 120V119H134ZM138 120V119H137ZM159 120H160V122H159ZM176 120H177V118H176ZM179 120V119H178ZM108 121V120H107ZM107 121H106V124H107ZM132 121V120H131ZM153 121V122H152ZM159 124V125H157V127L158 128H156V125H154V127H152V125L154 124V123H156V122ZM167 121L169 122V123H167ZM182 121V120H181ZM139 122H141V120L139 119L138 120V122L137 123H139ZM180 122V121H179ZM109 124H110V122H108ZM121 123H122V121H121ZM143 123V122H142ZM145 123V121H144V124H146ZM167 123V124H166ZM172 123H174V122H172ZM177 123V122H176ZM134 124H136L135 126H134ZM141 123H139V125H140ZM185 124V123H184ZM181 125V124H180ZM106 126V125H105ZM110 126V127H109ZM138 127L140 128V129H138ZM176 127V126H175ZM182 127H183V125H182ZM181 127V129H183ZM185 127H187V126H185ZM107 128V127H106ZM163 128V131H165L166 132V134L167 135H164L163 136V134H165V133H162V131H161V129ZM105 129V128H104ZM157 129H158V131H159V133H160V131H161V134L160 135H158L159 133L157 132ZM187 130H188V128H186ZM154 130L157 132V134H156V132H154ZM185 131L186 133L187 132H189V130L188 131ZM98 131V130H97ZM114 131V132H113ZM128 131V132H127ZM136 131V132H135ZM141 131V132H140ZM177 131V130H176ZM125 132H127L126 133V135H125V139L124 138H120V136L121 135H124V133ZM130 132V133H129ZM133 132V133H132ZM140 132V134H141V136L138 134V133ZM178 132H179V129H178ZM97 133V132H96ZM129 133V134H128ZM137 133L138 134V136H134L135 134ZM143 133H148V134H146V135H148V137L149 136H152V133H153V136L154 137H150L149 139H146V141H148L149 140V142H143L144 140H140L141 138H143L142 136H143ZM190 133V132H189ZM188 133V134H189ZM121 134V135H120ZM129 136H131V138L133 139L134 137H136V141H137V143H136V141H135V143H132V140H131V138L129 137V140L130 141H128L127 140V138H128V135ZM133 134V135H132ZM136 134V135H137ZM155 134L157 135V137H159V139H156L155 138ZM171 134H173V136L174 137H172V135ZM120 135V136H119ZM161 135L163 136L162 137V141H159V140H161ZM167 136V137H166ZM191 136V135H190ZM192 136H193V134H192ZM89 137H88V139L87 138H85V140L84 141H81L80 143L82 144L83 142H85L86 140L87 141H89ZM122 137H124V136H122ZM138 137H141V138H139L138 139ZM144 137H146L145 135H144ZM175 137L177 138V140H175L174 141V139H175ZM186 137H189V135L187 136L186 135ZM195 137V136H194ZM101 138V137H100ZM166 138V139H165ZM174 138V139H173ZM184 138L185 137H183V140L182 141H184ZM191 138V137H190ZM113 139H115V140H113ZM117 139V140H116ZM145 139V138H144ZM189 139V138H188ZM192 139V138H191ZM194 139V138H193ZM68 140V139H67ZM120 140H122V141H124V143H125V145H124V143H121V141ZM166 140V141H165ZM185 140H186V138H185ZM214 140V139H213ZM38 141V140H37ZM78 140H76V143H78L77 142ZM102 141V140H101ZM114 141H116L117 143H118V141H119V144L116 146V144L117 143H115ZM141 141V143H139ZM186 141H188V140H186ZM193 141V140H192ZM215 141V140H214ZM217 141V140H216ZM215 141V142H216ZM128 142V143H127ZM134 142V141H133ZM189 142V141H188ZM193 142H196L195 140L193 141ZM76 143L74 142V145H76ZM80 143H78L80 146H81V148L80 149H82L83 147H82V145L80 144ZM86 143H88L89 144V142H86ZM129 143H132V144H129ZM139 143V144H138ZM144 143H145V147H144ZM146 143H149V145L148 144H146ZM197 143H199V142H197ZM34 144V143H33ZM67 144V143H66ZM92 144L94 145V143H91V146H92ZM109 144H110V139H109ZM115 144V145H114ZM121 144H123L124 146H128V145H130L129 147H127L126 149H124V150H126V151H129V150H127L128 148L130 149V150H132V147H138V150L140 151V153H139V151H136V149H134L133 148V151H135V152H133L132 153V151L130 152L131 154H132V156H133V158L131 159V156H129V155H131L129 152H126V151H124V152H121V148L123 147V145H121ZM181 144V143H180ZM186 144V143H185ZM29 145V144H28ZM70 146H71V144H69ZM68 145V146H69ZM84 145H87V144H85L84 143ZM121 145V147H120V149H118L117 150V148L116 147H118V146H120ZM142 145V147H140ZM148 145V146H147ZM34 146V145H33ZM79 146V147H80ZM108 146H110V145H108ZM132 146V147H131ZM147 146V147H146ZM178 146V147H177ZM28 147V146H27ZM32 147V146H31ZM193 147V146H192ZM204 147V146H203ZM206 147V146H205ZM35 148V147H34ZM73 148V147H72ZM74 148H77V145L74 147ZM88 148V151H89V147H87ZM95 148H100V146L99 147H95ZM94 148V149H95ZM115 148V149H114ZM119 148V147H118ZM123 148H125V147H123ZM123 148H122V151H123ZM141 148L143 149V148H145V152H143V150H141ZM146 148H148L147 149V151H146ZM178 148V149H177ZM179 148H181V149H179ZM1 149V148H0ZM25 149V148H24ZM31 149V148H30ZM36 149V148H35ZM41 149V148H40ZM54 149H57V148H52V151L54 150ZM86 149V148H85ZM92 149H93V146H92ZM107 151H105V150ZM192 149V148H191ZM23 150V149H22ZM28 150V149H27ZM27 150H24L25 152H27ZM37 150V149H36ZM58 150V149H57ZM84 150V148L82 149V151ZM98 151H100L99 149H97ZM167 150V151H166ZM169 150V151H168ZM212 150V152H214V154L212 153V152H210ZM3 151V150H2ZM13 151V150H12ZM33 152H34V150H32ZM38 151V150H37ZM42 151V150H41ZM40 150L38 151V152H35L36 153V155H37V153L39 154V155H37V156H39V157H37V158H39V160H40V158L42 159V157L44 158V156L45 155H43V154H46L47 152V150L45 151L44 150V152H46V153H43V152H41ZM51 151V152H52ZM55 151V150H54ZM58 151H60V150H58ZM71 151H73V150H71ZM74 151H80L79 149L78 150H75L74 149ZM90 151H93V150H90ZM105 151V155L107 156V157H105V155L103 154V152ZM183 151V150H182ZM191 151H193V150H191ZM29 152V151H28ZM33 152H31V155H32V153ZM50 152V151H49ZM62 152V151H61ZM95 153H97V151H96V149H95V151H94ZM142 152V153H141ZM200 152L202 153L201 155L202 156H205L204 158L202 157L201 158V155H200ZM0 153H2L1 151H0ZM43 155V156H41V154ZM56 153V152H55ZM66 153V152H65ZM59 154L60 155V157H61V155H68L67 153L66 154ZM75 153V152H74ZM73 153V154H74ZM93 153V152H92ZM129 153V154H128ZM183 153V154H182ZM3 154V153H2ZM30 154V153H29ZM52 154H53V152H52ZM57 154H58V152H57ZM70 154H71V152H70ZM69 154V155H70ZM80 154V153H79ZM79 154H76L77 156L79 155ZM136 154V155H135ZM24 155V154H23ZM34 155V154H33ZM32 155V156H33ZM50 155V154H49ZM54 155H56V154H54ZM72 155V154H71ZM75 155V154H74ZM89 155H91V154H89ZM113 155H114V157H113ZM135 155V156H134ZM4 156V155H3ZM31 156V157H32ZM85 156H84V154H83V157L82 158H85ZM110 156H112L111 157V159L109 158V160H107V158L108 157H110ZM209 156V157H208ZM214 156V157H213ZM35 156H33V159H37V158H34ZM46 157H49L48 155H46ZM51 157H53V155L51 156ZM50 157V159H52ZM55 157H57V155L55 156ZM55 157H53V158H55ZM65 157H67V156H65ZM64 157V158H65ZM72 157H73V155H72ZM71 157V160L73 159ZM79 157V156H78ZM81 157V156H80ZM93 157H94V155H93ZM92 157V158H93ZM99 157V158H100ZM102 157H104V158H102ZM216 157V158H215ZM237 157H238V159H237ZM2 158V157H1ZM26 158L28 159V157H27V155H26ZM68 158V157H67ZM67 158H65V160H67ZM75 158H76V156H75ZM246 158V157H245ZM27 159H26V161H27ZM46 160L45 161H47V158H45ZM63 159V158H62ZM61 159V160H62ZM69 159H70V156H69ZM76 159H78V158H76ZM75 159V160H76ZM79 159H81V158H79ZM86 159V158H85ZM129 159H131V163H130V161H129ZM134 159V160H133ZM29 160V159H28ZM31 160V159H30ZM35 160H32V162H34V163H38V162H36ZM38 160V159H37ZM55 160V162H56V160H58L57 158L56 159H54ZM60 160V161H61ZM74 160V161H75ZM81 160H83V159H81ZM102 160V161H101ZM133 160V161H132ZM196 160V161H195ZM235 160V161H234ZM248 160V159H247ZM5 161V160H4ZM17 162H19L18 160H16ZM21 161V160H20ZM43 161V160H42ZM49 161V160H48ZM63 161V160H62ZM79 161V160H78ZM93 161V162H92ZM135 161V163H133ZM32 162H30V163H32ZM50 162V161H49ZM49 162H46V163H48L49 164ZM66 162V161H65ZM67 162H69V161H67ZM67 162L65 163V164H67ZM77 162V161H76ZM83 162V161H82ZM84 162H85V160H84ZM91 162V163H90ZM230 162H232V164H230ZM254 162H255V164H254ZM263 162V161H262ZM26 163H29V161L28 162H26ZM29 163V165H32L33 166V163L32 164H30ZM40 163H41V161H40ZM40 163H38V164H40ZM43 163L44 162H42V164L41 165H43ZM64 163V162H63ZM70 164H71V166H72V163L71 162H69ZM73 163H75V162H73ZM79 163V162H78ZM131 165H130V164ZM186 163V164H185ZM249 163H250V159H249ZM17 164V163H16ZM24 164H25V162H24ZM38 164L36 165V166H38ZM58 164H60V163H58ZM57 164V165H58ZM104 164H106V165H104ZM108 164H110V165H108ZM128 164H129V166L131 167V170L133 171V172H131L130 170H129V166H128ZM1 165V164H0ZM46 165V164H45ZM52 165H53V163H52ZM56 164H55V166H57ZM74 165V164H73ZM88 164H86L85 166H87ZM105 167H104V166ZM133 165H135L134 167H133ZM244 165H245V168H244ZM17 166H20V165H17ZM23 166H25V165H23ZM35 166V165H34ZM44 166V165H43ZM58 166H60V165H58ZM57 166V167H58ZM66 166H69L68 164L66 165ZM79 165H77V167H78ZM80 166H81V164H80ZM82 166H83V164H82ZM204 166H206V167H204ZM261 166V167H260ZM26 167V166H25ZM29 167V166H28ZM47 167H49L48 165H47ZM46 167V168H47ZM62 167H63V165H62ZM99 167H101V168H103L104 167V169L105 168H108L109 170H113L112 172H114L113 174H111L110 172L111 171H109L108 169L106 170V171H100L99 170ZM239 167H242L241 169H234V168H239ZM22 168V167H21ZM20 168V169H21ZM29 168H31V167H29ZM45 168V167H44ZM72 168H73V166H72ZM72 168H70V170H72ZM81 168V167H80ZM94 168V167H93ZM181 170H180V169ZM223 168H227L228 169V172H229V174L228 173H226L227 171H225V172H223L225 169H223ZM262 168V169H261ZM50 170H51V168H49ZM66 169H67V167H66ZM75 169H76V166H75ZM104 169H102V170H104ZM202 169V170H201ZM219 169H222L220 172H223V173H220L219 172ZM230 169H233V170H235V172L233 171V170H230ZM243 169V170H242ZM245 169H248V171H249V174H248V171L247 170H245ZM68 170H69V167H68ZM81 170V169H80ZM129 170V171H128ZM201 170V171H200ZM240 170V171H239ZM21 171V170H20ZM27 171H29L28 169H27ZM38 170H36V172H37ZM41 171H42V169H41ZM47 171H48V169H47ZM53 171H55L54 170V168H53ZM53 171H52V173H53ZM107 171L109 172V174L107 173ZM178 171H180V172H178ZM216 171H218V175L216 174L217 172ZM231 171V172H230ZM240 172V173H242L241 171H243L244 172V174H246V171H247V175H245V176H242V175H244V174H242V175H239V176H242V177H239L238 178V175L236 174L237 172ZM258 171V170H257ZM24 172V171H23ZM30 172V173H29ZM28 173L29 174H27V175H29V179L31 180V178H32V175H31V172L32 171H29ZM39 173H40V171H38ZM49 172V171H48ZM57 172V171H56ZM55 172V173H56ZM100 172L101 173H103V175H104V172H106L105 173V177L101 174L100 175ZM128 172L130 173V175L128 174ZM184 172V173H183ZM234 172V173H233ZM21 173V172H20ZM51 173V172H50ZM50 173H48V174H50ZM60 175L62 174V173H60V172H58ZM213 173V174H212ZM227 174V176L228 175H230V174H236L235 175V178H234V176L232 177V175H230L231 177L230 178H232V180L230 179V178H222L223 177V174ZM258 173V172H257ZM32 174H34V178L35 177H37L38 175L33 171V173ZM54 174V173H53ZM107 174V175H106ZM189 174V173H188ZM15 175V174H14ZM17 175V174H16ZM24 175H26L25 173H24ZM31 175V176H30ZM35 175H37V176H35ZM41 176H42V174H40ZM46 175V174H45ZM56 175V174H55ZM54 175V178L56 177ZM217 175V176H216ZM222 175V176H221ZM57 176H59L58 174H57ZM67 176V175H66ZM66 176H64V177H66ZM199 176V175H198ZM198 176H196V177H198ZM226 176V177H227ZM237 176V177H236ZM19 177V176H18ZM61 177V176H60ZM68 177H69V175H68ZM194 177V176H193ZM218 177V178H217ZM219 177H221V178H219ZM247 177V178H246ZM205 178H207V179H205ZM215 178H216V180H215ZM244 178H246V179H244ZM29 179H27V180H29ZM36 179V178H35ZM33 180V181H35L36 182V180ZM57 179H59V177H57ZM84 179V180H85ZM205 179V180H204ZM219 179H224V180H222L223 182L226 180L227 182L226 183H228V184H226V183H223V182H221ZM228 179H229V181H231L230 183H229V181H228ZM242 179H243V182H241L242 181ZM26 180V181H27ZM31 180V183H32V187H34V182ZM61 182H62V184H63V177L61 178ZM71 180V179H70ZM69 180V181H70ZM192 180V181H191ZM193 180H195V181H193ZM246 180V181H245ZM25 181V182H26ZM56 181V180H55ZM65 181V180H64ZM190 181H191V184H190ZM196 181H197V183H196ZM235 181V180H234ZM237 181L236 182H234V183H237ZM256 181H258L259 183V186H256V185H254V184H256ZM264 181V180H263ZM29 182V181H28ZM28 182L26 183V184H28ZM57 182H59V181H57ZM57 182H55V183H57ZM66 182L68 183V181L66 180ZM171 182H172V184H171ZM195 182V183H194ZM206 182V183H205ZM211 182V183H210ZM34 183V184H33ZM224 185H223V184ZM251 184V185H248V184ZM16 184V183H15ZM24 184V183H23ZM83 184V183H82ZM212 184V185H213ZM17 185V184H16ZM15 185V186H16ZM31 185V184H30ZM58 185H60V187H62L61 186V184L60 183H58ZM57 184H56V186H58ZM68 185H69V183H68ZM191 185V186H190ZM200 185V188L198 187ZM227 185H229V186H227ZM263 185V186H262ZM75 186V185H74ZM224 188H223V187ZM249 186V187H248ZM252 186H255V187H257V188H254V189H249L250 187L252 188ZM260 186H261V188L262 189H260ZM205 187V186H204ZM219 187H222V189H223V191L224 192H222V189H221V191L219 190L220 188ZM225 187H227V189L225 188ZM21 188V187H20ZM23 188H24V185H23ZM77 188V187H76ZM73 189V190H76L77 191V189ZM83 188V189H84ZM181 188V189H180ZM190 188V189H189ZM198 188V190L199 191H197L198 193H201V195H202V197L200 198V197H198L196 194H198L197 192L195 193V191H196V189ZM247 188V189H246ZM249 189V190H248ZM72 190V191H73ZM214 191V193H216V194H214L213 193V191ZM227 190V191H226ZM231 191V192H228V191ZM243 190V189H242ZM247 190V191H246ZM254 190V191H253ZM258 190L256 191V192H258ZM75 191V192H76ZM183 192V194L182 193H180V192ZM209 191H211V192H209ZM218 191H219V193H223V194H225V193H227L228 194V196H225V195H221V194H218ZM240 191V190H239ZM239 191L237 192V191H235V193L237 192L238 194H239ZM256 192H254V193H256ZM258 192V195H260V193ZM23 193V195H25L24 193H26V192H24V190H21V194ZM78 193V192H77ZM188 194L187 196H188V198L190 199V200H188L186 197H184V195L185 194ZM209 193H211V194H209ZM230 193V194H229ZM234 192H232V195H234L235 194ZM237 193L235 194V195H237ZM254 193H253V195H254ZM262 194L264 193V191L263 192H261ZM15 194V193H14ZM193 194V197H196L197 196V198H192V195ZM226 194V195H227ZM240 194H241V192H240ZM247 195H248V193H246ZM246 194H245V198H247L249 195V198L250 199H252L253 200V197L255 196H253L252 197V194H249L248 196H246ZM71 195V194H70ZM76 194H73V196H74V198L77 196H75ZM138 195H142L141 197L140 196H138ZM191 197H190V196ZM234 195V196H235ZM243 195V194H242ZM68 196H69V193H68ZM72 196V195H71ZM182 196L184 197V198H182ZM186 196V195H185ZM218 196H219V198H222V199H220L219 200V198H218ZM14 197V196H13ZM23 197H25V196H23ZM70 197V196H69ZM68 197V198H69ZM138 197H140V199L138 198ZM252 197V198H251ZM259 197V196H258ZM71 198V197H70ZM142 198V199H141ZM145 198V199H144ZM182 198V201H183V199H185L184 201H186V200H188V201H186L187 203L186 204H184V202L182 203V201L180 200ZM192 198V199H191ZM231 198H230V200H231ZM234 198V197H233ZM233 198H232V200H233ZM239 198V197H238ZM242 198H243V196H242ZM257 198V197H256ZM263 198V197H262ZM23 199V198H22ZM76 199V198H75ZM227 199V198H226ZM237 199V198H236ZM240 200H242L241 198H239ZM238 199V200H239ZM244 199V198H243ZM257 199H259V198H257ZM62 200H64V199H62ZM139 200H141V202H139ZM215 200H218V202L219 201H224V205H220L221 207H219V208H217L216 209V206H218L219 204L215 201ZM235 200V199H234ZM237 200V201H238ZM249 199H245V201H243V204H245L244 202H246V201H248ZM251 200V201H252ZM24 201V200H23ZM38 201H40L39 199H38ZM37 201V202H38ZM65 201H68V200H65ZM69 201H70V199H69ZM72 201V200H71ZM137 201L139 202V203H143V205L142 204H140V206L139 205H137ZM222 201V202H223ZM250 200H249V202H251ZM259 201H260V199H259ZM25 202V201H24ZM217 203V205H215V203ZM222 202H220V203H222ZM230 202V201H229ZM236 202V201H235ZM234 202V203H235ZM249 202H247V204H249ZM253 202V201H252ZM138 203V204H139ZM214 203V204H213ZM233 202L231 201V204H232ZM239 203V202H238ZM256 203V202H255ZM260 203H261V201H260ZM62 204V205H61ZM65 203L64 202H62V201H60V206H63ZM212 204L215 206L214 208H215V210H214V208L212 209ZM230 204V205H231ZM66 205V204H65ZM142 205V206H141ZM227 205L228 206H230L229 205V203H228V201H227ZM226 205V206H227ZM153 206H155V208L153 207ZM159 206V207H158ZM227 206V207H228ZM55 207V206H54ZM153 207V208H152ZM247 207V206H246ZM262 207H264V206H262ZM19 208V207H18ZM66 208V207H65ZM243 208H244V206H243ZM13 210H14V208H12ZM21 209V208H20ZM20 209L18 210V211H20ZM52 209V208H51ZM51 209L50 210H48V211H50L49 213H51L52 211H51ZM153 209H155V210H157V211H153ZM178 210V212H176V214H177V217L178 218H174V216H176V214L174 215V216H172V212L174 211V210ZM212 209V210H211ZM264 209V208H263ZM46 210V209H45ZM45 210H43L44 211V213H39V215H42V216H45ZM68 210V209H67ZM180 210V211H179ZM211 210V211H210ZM17 211V210H16ZM16 211H15V213H16ZM47 211V212H48ZM62 211L65 213L66 211L65 210H63L62 209ZM22 212V211H21ZM68 212V211H67ZM158 212H159V215H158ZM162 214H161V213ZM190 212H191V214H190ZM192 212H194V214H192ZM203 215H205V214H209L210 216H213L212 218H215V219H213V223H214V220H215V223L217 222V220L219 221V225H216V224H218V222L216 223V224H213L214 225V227L213 226H211V227H209V226H206V227H208L207 228V230H210V232H208L206 229H204V228H206V227H203V225H201L202 223H199L198 224V220H200V218H198L197 216H198V214H200V213ZM211 212V213H210ZM248 212V211H247ZM49 213H48V217H49ZM53 213V212H52ZM55 213H59L60 215H61V213L60 212H55ZM64 213H63V215H64ZM70 212H68L67 214H69ZM229 213V215H227ZM10 214V213H9ZM44 214V215H43ZM47 214V213H46ZM173 214H174V212H173ZM185 214V215H184ZM197 214V215H196ZM199 215V217H201V221H203V219H202V215ZM225 214V215H224ZM249 214V213H248ZM38 215V216H39ZM69 215V216H70ZM74 215H75V217H74ZM94 216L93 218H91V217H89V216ZM161 215V216H160ZM170 215V216H169ZM192 215V216H191ZM208 215V218L210 217ZM227 215V216H226ZM250 215H252L251 213H250ZM42 216L39 218V219H42ZM64 216H66V215H64ZM68 216V217H69ZM129 218V220L131 219L132 221H134L133 223H132V225H130L131 226V228H129L130 226H128V225H126V223H127V221L129 222V223H127V224H130L131 223V220L129 221V220H127L128 218ZM159 216V217H158ZM195 216V217H194ZM228 216H230V217H232L231 219L233 220V222L232 223H235L234 225L237 227H235V226H233L232 225V223H230L231 222V220L230 219H228V221H230L229 223V225H230V227H228L227 229V232L228 233H225L223 230H225L226 231V222H228L227 220H226V218H228ZM238 216V215H237ZM242 216H243V214H242ZM14 217V216H13ZM47 217V218H48ZM72 217V216H71ZM123 217V218H122ZM131 217H136V219H132ZM173 217V218H172ZM190 217H192L191 219H190ZM197 217V219H195ZM205 217H207L206 215H205ZM225 218V224H223L222 223V221H221V218ZM229 217V218H230ZM38 218L36 219V221L38 220ZM55 218V217H54ZM67 218V217H66ZM65 218V220H67ZM194 218V219H193ZM204 218V217H203ZM219 218V219H218ZM13 219V218H12ZM48 219H51V218H48ZM121 221H123L124 219H125V221H123V222H121ZM123 219V220H122ZM210 219V218H209ZM209 219H207L206 220V218H204V220H205V225H209V224H206L207 222H211L212 221V219L211 220H209ZM246 219H248V220H246ZM43 221L44 220H46V219H42ZM52 220H54L53 218H52ZM120 221V223H119V221ZM196 220H197V222H196ZM237 220L240 222V223H236L237 222ZM36 221H34V224H36L35 222ZM43 221H40V220H38V222L37 223H40V224H42V222ZM48 221V220H47ZM46 221V222H47ZM207 221V222H206ZM244 221H246V223H243ZM50 222H51V220H50ZM77 222V223H76ZM44 223H45V221H44ZM123 223V224H122ZM197 223V224H196ZM49 224V222L47 223V225ZM119 224H122V227L124 226V224H125V226L127 227L128 226V228H122V230H120L121 228H120V226H119ZM195 224V225H194ZM212 224V223H211ZM223 224V225H222ZM246 224V225H245ZM11 225H12V223H11ZM39 225V224H38ZM198 225H201V227H199ZM204 225V226H205ZM225 225V226H224ZM228 225V224H227ZM228 225V226H229ZM31 226H35V225H31ZM196 226H198L199 228H201L202 230H206V231H204L205 232V234L203 235V233L204 232H200V230L201 229H199L198 227H196ZM36 227V226H35ZM34 227V228H35ZM49 227V226H48ZM193 227H194V229H195V227L196 228H198L197 230L195 229H193ZM212 227H213V229H216V227H217V231L216 230H213L215 233H212ZM249 227V226H248ZM59 228V227H58ZM211 228V229H210ZM234 228V229H233ZM236 228V229H235ZM10 229V228H9ZM31 229H32V227H31ZM61 229H63V228H61ZM119 229V230H118ZM248 228H245V230H247ZM199 230V231H198ZM201 230V231H202ZM218 230H220V233L221 232H223V233H225V234H223V236L225 237V238H227V240L226 239H224L223 237H222V235L220 236V233L218 234ZM13 231V230H12ZM50 231V233L48 234V232ZM199 233H198V232ZM229 231H231V232H233L232 233V236H231V232L229 233ZM10 232V231H9ZM86 232H88V235H86L85 233ZM207 232V233H206ZM84 233V234H83ZM209 233V234H208ZM211 233L212 234H215V235H219L220 236V239H224V242L221 240L220 242H219V237H218V243H217V236H216V238H215V235H213V236H209L210 238H211V240L209 239V237H207V235H211ZM234 233H236L235 235H234ZM200 234V235H199ZM229 234H230V237H231V239L233 238V239H235V238H237V240H238V242L240 243V244H242V246H238V244H236V242H234V244L232 245V248L229 250L230 251V253L232 252V256L230 255V253L228 252V258L230 259V260H233L234 258H233V255H234V257L236 258H239L240 259V261H239V259H234L233 260V262L232 261H230L229 262V259L227 258V255H225L223 252L225 251L226 253H227V249H225L226 247V245L229 243ZM198 235V236H197ZM204 236L203 237V239H204V241L201 239L202 238V236ZM50 236V235H49ZM83 236H85V237H83ZM206 236V237H205ZM235 238H234V237ZM54 237V238H53ZM200 237V238H199ZM206 238H208V241H213V240H215V241H213V243L215 242V243H217V245L214 243V245L213 246H215V247H218V246H220L218 249L217 248H215V247H213L212 246V242H208L207 240H206ZM212 238H215V239H212ZM259 239V238H258ZM199 240V241H198ZM249 242L251 241V240H249V239H247ZM202 243H201V242ZM206 241V242H205ZM225 241H226V243H225ZM247 241V242H248ZM257 241V240H256ZM261 241V240H260ZM24 242V241H23ZM245 242V243H244ZM255 242V241H254ZM253 242V243H254ZM19 243H21L20 241H19ZM51 243V242H50ZM204 243V244H203ZM208 243V244H207ZM219 243H221L220 245H219ZM256 243V242H255ZM26 244H27V241H26ZM52 244H51V247H52ZM202 246H204V249L205 248H207L208 250H209V248H208V246H209V244H210V246H212L210 249H217L218 250V252H221L223 249V247H224V250L221 252V254L223 255H219V254H217V252H215L217 255H215V253L212 255V254H210L211 253V250L208 252L207 250L205 251V253H207L206 255H205V253H202V252H204L203 250H202V247H201V245ZM206 244V245H205ZM224 244V245H223ZM22 245H23V243H22ZM223 245V246H222ZM236 246V248H235V246ZM18 246H19V244H18ZM23 246H25V242H24V245ZM56 246V247H55ZM60 246V247H59ZM207 246V247H206ZM209 246V247H210ZM233 246H234V248L237 250V253H236V251L235 252H233ZM263 246H264V244H263ZM231 247V246H230ZM229 247V248H230ZM257 247H258V249H257ZM53 248V249H54ZM57 248V249H56ZM60 250H59V249ZM221 248V250L219 251V249ZM227 248H228V246H227ZM244 250L245 252H243L242 250ZM260 248V249H259ZM18 249V248H17ZM52 249V250H53ZM84 250V249H86V250H88L89 252L88 253H90V251H91V254H88V256H85V255H81V254H77V251L78 250ZM202 250V252H201V250ZM249 249H251V250H249ZM14 249H11V252H9V253H12V251H13ZM16 250V249H15ZM19 250V249H18ZM52 250H50V251H52ZM59 250V251H58ZM239 250H240V253H239ZM256 250V251H255ZM10 251V250H9ZM46 251V250H45ZM44 251V252H45ZM257 251L259 252V254L257 253ZM262 251H264V247H263V250ZM17 252V251H16ZM16 252H14V253H16ZM9 253H7V256H8V259H6V257L4 258V259H6V261H8L9 260ZM57 253H59V255L57 254ZM200 253H201V255H200ZM239 253V256L241 257V254L242 253H244L243 255H242V257L240 258L239 256H237V254ZM13 254V253H12ZM18 254V253H17ZM58 256H57V255ZM252 254L254 255V256H256V255H258L257 257H256V259H255V257H252ZM11 255V254H10ZM203 255V256H202ZM207 255H209V258H208V256ZM224 255H225V257H224ZM12 256V255H11ZM11 256H10V258H11ZM201 256V257H200ZM205 256V258H203ZM210 256H212V258L210 257ZM218 257V259H217V257ZM219 256H221L222 258L224 257L225 258V260L224 261H221V259L222 258H220ZM244 256V257H243ZM246 256V257H245ZM251 256V257H250ZM13 257H14V255H13ZM18 257V256H17ZM31 257V256H30ZM29 257V259H31ZM230 257H232V258H230ZM258 257H260L261 259H259ZM39 258V259H38ZM207 258V259H206ZM16 259V257H14V258H12V260H10V262L8 261V264H17V261L15 262V261H13V260H15ZM38 259V260H37ZM209 259H210V261H209ZM215 261H214V260ZM258 259V260H257ZM212 260V261H211ZM217 260H219V262H222V263H218V261ZM6 261H4L6 264H7V262ZM34 261V262H33ZM64 261H66V262H64ZM217 261V262H216ZM253 261V262H252ZM238 262V263H237ZM21 264H22V262H20ZM25 263V264H26ZM39 263V264H40ZM247 263V264H248ZM1 264H4V263H1ZM18 264H19V262H18ZM24 264V263H23ZM45 264V263H44ZM227 264V263H226Z\"/></svg>",
    "mask_w": 264,
    "mask_h": 264
}]
</instances>
